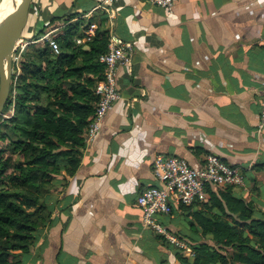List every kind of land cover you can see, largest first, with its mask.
<instances>
[{
    "label": "crops",
    "instance_id": "1",
    "mask_svg": "<svg viewBox=\"0 0 264 264\" xmlns=\"http://www.w3.org/2000/svg\"><path fill=\"white\" fill-rule=\"evenodd\" d=\"M33 1L24 48L40 43L31 41L46 30L83 37L94 21L96 30H113L133 49L131 68H118L120 98L80 149L74 173L61 167L52 180L42 199L49 219L19 264H190L194 247L209 237L193 217L200 204L172 202L168 215L156 216L194 254L167 245L142 223L138 194L162 185L151 171L157 155L199 167L212 153L241 167L247 184L234 196L264 209V129L257 131L264 0H175L170 10L116 0L111 20L100 12L85 16L101 0ZM93 36L75 45L88 49Z\"/></svg>",
    "mask_w": 264,
    "mask_h": 264
},
{
    "label": "trees",
    "instance_id": "2",
    "mask_svg": "<svg viewBox=\"0 0 264 264\" xmlns=\"http://www.w3.org/2000/svg\"><path fill=\"white\" fill-rule=\"evenodd\" d=\"M68 31L56 38L58 53L44 42L29 44L18 72L13 62L3 111L12 113L0 118V264H19L32 249L34 232L49 219L42 199L61 167L69 175L78 167L94 118L108 34L97 29L84 49ZM235 187H209L193 212L209 237L194 247L190 264H264V209L234 196Z\"/></svg>",
    "mask_w": 264,
    "mask_h": 264
},
{
    "label": "built area",
    "instance_id": "3",
    "mask_svg": "<svg viewBox=\"0 0 264 264\" xmlns=\"http://www.w3.org/2000/svg\"><path fill=\"white\" fill-rule=\"evenodd\" d=\"M153 5L170 10L175 0H142ZM116 0H101L85 16L92 13H105L109 20L114 13L113 4ZM97 25L89 22L88 28L83 32V37L75 38V43L83 42L84 38H91ZM54 30H46L31 43L44 42L52 52H59V43ZM25 45L21 41L13 51V62L19 71L18 62ZM132 42L119 37L113 30H110L107 37L106 51L100 55L99 62L104 66L102 79L95 84V94L98 96L94 118L87 130V140L93 139L99 132L102 121L113 103L120 98L116 87L118 68L126 66L131 68L132 63ZM259 116L257 131L264 129V83L260 91ZM9 113V114H8ZM3 113V117L11 115V111ZM151 171L156 181L161 186H148L137 196L136 203L142 211L143 225L153 231L164 243L177 249L186 250L194 254L187 241L179 237L167 225L156 219L157 215H168L172 202L191 206L203 203L207 200L208 188H225L228 186L245 187L246 178L244 170L235 165H230L221 160L217 155L208 153L199 167L191 166L186 159L174 155H157L151 163Z\"/></svg>",
    "mask_w": 264,
    "mask_h": 264
},
{
    "label": "water",
    "instance_id": "4",
    "mask_svg": "<svg viewBox=\"0 0 264 264\" xmlns=\"http://www.w3.org/2000/svg\"><path fill=\"white\" fill-rule=\"evenodd\" d=\"M32 1L19 0L10 8L0 4V10L6 8L7 11V15L0 23V118L10 96L13 51L17 44L24 40L22 33L27 24Z\"/></svg>",
    "mask_w": 264,
    "mask_h": 264
},
{
    "label": "bare ground",
    "instance_id": "5",
    "mask_svg": "<svg viewBox=\"0 0 264 264\" xmlns=\"http://www.w3.org/2000/svg\"><path fill=\"white\" fill-rule=\"evenodd\" d=\"M18 2H19V0H0V4L2 6H6V8L7 7L10 8L11 6H15ZM6 8L3 11L0 10V23H1L2 19L7 15Z\"/></svg>",
    "mask_w": 264,
    "mask_h": 264
},
{
    "label": "rangeland",
    "instance_id": "6",
    "mask_svg": "<svg viewBox=\"0 0 264 264\" xmlns=\"http://www.w3.org/2000/svg\"><path fill=\"white\" fill-rule=\"evenodd\" d=\"M33 2H34V1H32V7H30V8H31V10H32V8H33Z\"/></svg>",
    "mask_w": 264,
    "mask_h": 264
}]
</instances>
